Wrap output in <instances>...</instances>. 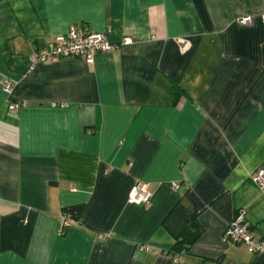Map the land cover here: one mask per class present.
<instances>
[{
  "label": "crops",
  "instance_id": "1",
  "mask_svg": "<svg viewBox=\"0 0 264 264\" xmlns=\"http://www.w3.org/2000/svg\"><path fill=\"white\" fill-rule=\"evenodd\" d=\"M263 16L264 0H0V264H264L223 240L244 211L264 241ZM70 28L115 48L32 65ZM178 233L196 236L184 254Z\"/></svg>",
  "mask_w": 264,
  "mask_h": 264
},
{
  "label": "built area",
  "instance_id": "2",
  "mask_svg": "<svg viewBox=\"0 0 264 264\" xmlns=\"http://www.w3.org/2000/svg\"><path fill=\"white\" fill-rule=\"evenodd\" d=\"M264 22V16H263ZM241 25H249L252 23L250 17L240 19L238 21ZM108 34L102 32H95L89 29H75L70 28L65 35L57 37L51 41L47 48L38 54L32 56V65L38 63H50L59 59H80L87 63H92L95 56L99 53H109L115 46L108 40ZM132 39H123L121 45H130ZM1 90L5 94L11 91V83L4 82L1 85ZM22 105L16 103L9 106L10 111L18 110ZM253 181L264 188V171L259 170L254 176ZM172 188L177 190L179 185L172 184ZM152 193L147 189V186L141 183H135L128 194V204L146 208L150 205ZM61 222L64 227L68 226L71 219L66 215L61 216ZM223 240L231 245L243 244L249 253L255 255H264V241H256L251 234L249 224L245 220L244 211H238L234 219L227 226ZM139 250L147 251V246H139Z\"/></svg>",
  "mask_w": 264,
  "mask_h": 264
},
{
  "label": "trees",
  "instance_id": "3",
  "mask_svg": "<svg viewBox=\"0 0 264 264\" xmlns=\"http://www.w3.org/2000/svg\"><path fill=\"white\" fill-rule=\"evenodd\" d=\"M82 207L76 206V207H70L63 209L62 213L69 217L71 221H77L79 219L80 213H81ZM194 215L189 216V212L186 211L183 208H178L174 211V213L171 214L170 218L175 219L178 217L185 218L186 220H189L190 217L193 218ZM166 225V224H165ZM182 233L175 234V245L173 246V251L179 254H184L188 251V248L195 242L196 236H192L189 239H183L181 238Z\"/></svg>",
  "mask_w": 264,
  "mask_h": 264
}]
</instances>
